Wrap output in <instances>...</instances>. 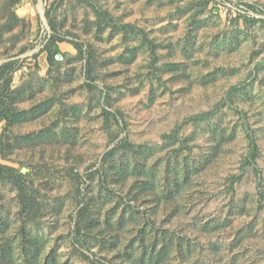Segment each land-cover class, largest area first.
Segmentation results:
<instances>
[{"label": "rangeland", "instance_id": "374dc122", "mask_svg": "<svg viewBox=\"0 0 264 264\" xmlns=\"http://www.w3.org/2000/svg\"><path fill=\"white\" fill-rule=\"evenodd\" d=\"M90 2L0 0V65L22 68L0 103V163L40 207L22 212L8 170L0 264L25 263L23 226L57 264H264V0Z\"/></svg>", "mask_w": 264, "mask_h": 264}, {"label": "trees", "instance_id": "16d2710c", "mask_svg": "<svg viewBox=\"0 0 264 264\" xmlns=\"http://www.w3.org/2000/svg\"><path fill=\"white\" fill-rule=\"evenodd\" d=\"M86 2L90 5H92V2H90V0H86ZM248 7L250 8H254L252 5H248ZM97 10V9H96ZM98 14L101 13L100 10H97ZM111 19V18H109ZM50 24H51V28L53 30V34H51L50 39L47 41L46 43V48L48 50V58L49 61L51 63L57 62L58 61V54L61 52L60 46H59V39L57 38V34L55 32L56 30V26L53 23L54 21L51 20L50 18ZM107 21H111V20H107ZM108 23H112L113 25L115 23H113V21L108 22ZM76 46V48L78 49V54L80 56H84L88 51L85 52L84 50V44H82L81 42H73ZM17 69V66H15V62L10 61V62H6L2 65H0V103L2 102V96L6 93L7 89H9L10 86V82L12 80L13 77V73L14 71ZM86 76L88 78L87 84L91 87L94 86L93 83H91V79L92 78V72H91V68H90V64L88 65V68L86 69ZM238 86V85H237ZM237 86H233L231 87V89H229L227 95H226V100H228L231 96V93L237 88ZM104 91V90H103ZM105 98L104 100L106 102H108V98H109V93L105 92ZM1 105V104H0ZM220 105H218L214 110L210 111V112H205L203 114L197 115V116H193L192 119H199V120H205L207 118H209L210 116H212L217 109L219 108ZM103 112L106 115V119H109L110 116H114L118 119V116L111 111L110 108H108V105H104L103 107ZM242 113L243 117H245V112L244 111H239ZM247 130L249 129L248 127H246ZM248 138H249V151L248 154L245 158V162L246 163H254L255 162V158L257 156L258 153V146L257 143L254 139V134L252 131L248 130ZM122 143L125 144L126 139H122L121 140ZM116 149H111L108 152L105 153L103 160H106L108 156H110L111 154H113V152ZM12 171L15 172V175L13 176V181L14 184L17 186L18 189V197L21 203V207H22V212L26 213V214H30L32 213L36 206L37 203L35 201H37V196L35 194V192L30 189V187L26 184V179H25V174L23 172H21L20 170H15V168L10 167V166H6L0 163V183L7 177V171ZM83 202H85V199L83 200ZM39 204L37 206V211L39 209ZM89 208L88 206V202H85V204L80 208V210L78 211V220L76 223V230L74 233V238L76 240V243H78L81 247L85 246V243L83 241V239L81 238V222L84 219V213L85 211ZM22 246H21V250L24 252V256H25V263L24 264H57L55 257L48 256L44 261H41L39 258V254L36 252L37 248L34 244V241L32 239L29 238L28 236V232L26 230V227L23 226L22 228ZM1 253L0 255H3V257H7V261H11V251L9 248L7 249H2L0 250ZM83 255L87 258H89V256L83 252ZM90 259V258H89ZM92 263L94 261L90 260ZM6 262V261H5ZM101 264H105V263H101Z\"/></svg>", "mask_w": 264, "mask_h": 264}, {"label": "built area", "instance_id": "2783aa9c", "mask_svg": "<svg viewBox=\"0 0 264 264\" xmlns=\"http://www.w3.org/2000/svg\"><path fill=\"white\" fill-rule=\"evenodd\" d=\"M24 69H27V66H24ZM19 71L21 72V71H22V68L16 69V70L14 71V73H18Z\"/></svg>", "mask_w": 264, "mask_h": 264}, {"label": "crops", "instance_id": "0c3cea01", "mask_svg": "<svg viewBox=\"0 0 264 264\" xmlns=\"http://www.w3.org/2000/svg\"><path fill=\"white\" fill-rule=\"evenodd\" d=\"M61 46H62V45L60 44V47H61ZM68 49H69L70 51H73V48H72L71 46H69Z\"/></svg>", "mask_w": 264, "mask_h": 264}, {"label": "water", "instance_id": "95a60500", "mask_svg": "<svg viewBox=\"0 0 264 264\" xmlns=\"http://www.w3.org/2000/svg\"><path fill=\"white\" fill-rule=\"evenodd\" d=\"M58 57H62V54L59 53V54H58Z\"/></svg>", "mask_w": 264, "mask_h": 264}]
</instances>
